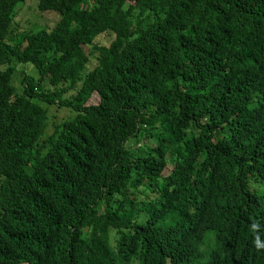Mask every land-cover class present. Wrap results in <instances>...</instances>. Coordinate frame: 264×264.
Returning <instances> with one entry per match:
<instances>
[{"label":"trees","instance_id":"16d2710c","mask_svg":"<svg viewBox=\"0 0 264 264\" xmlns=\"http://www.w3.org/2000/svg\"><path fill=\"white\" fill-rule=\"evenodd\" d=\"M21 1L0 0V264H264V0H37L53 25L13 28ZM46 104L73 112L49 133Z\"/></svg>","mask_w":264,"mask_h":264},{"label":"rangeland","instance_id":"374dc122","mask_svg":"<svg viewBox=\"0 0 264 264\" xmlns=\"http://www.w3.org/2000/svg\"><path fill=\"white\" fill-rule=\"evenodd\" d=\"M36 2L37 0H23L21 2H18L16 4L18 9L10 22V26L14 28L16 26L13 25H18V27L23 29H35L40 26H45L49 28L51 25H53V23L56 21L58 17V14L54 10H50V9L38 10L36 7ZM111 35L112 34L110 32H102L98 34L94 38V40L97 43L107 44L111 38ZM82 47L86 53H88L89 50L91 49L90 45H86V44H83ZM93 56L94 54L89 53V60L87 67H89V65H91L94 62L95 58ZM19 68L20 66L16 64L14 69L15 71L13 73L14 75L12 76V80H11L13 82L16 91H19V89L21 88V84L19 81L20 73L18 72L16 73V69H18L19 71ZM26 71L34 73L32 66H28L26 68ZM72 113L73 112L69 108H66L64 106H57L55 104H46V120H45L44 132L49 133L55 123L60 122L62 119L68 117Z\"/></svg>","mask_w":264,"mask_h":264}]
</instances>
